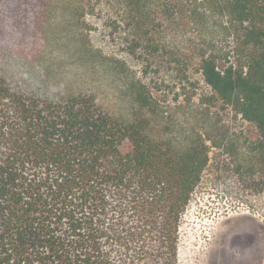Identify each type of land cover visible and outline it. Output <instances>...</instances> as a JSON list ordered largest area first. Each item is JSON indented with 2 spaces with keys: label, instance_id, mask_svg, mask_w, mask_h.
<instances>
[{
  "label": "trees",
  "instance_id": "trees-1",
  "mask_svg": "<svg viewBox=\"0 0 264 264\" xmlns=\"http://www.w3.org/2000/svg\"><path fill=\"white\" fill-rule=\"evenodd\" d=\"M201 2L229 32L232 50L224 70L202 56L201 72L257 129L254 162L244 169L259 175L262 191L264 0ZM126 44L129 55L159 51L137 38ZM133 94V108L117 116L89 92H20L0 74V264H178L181 216L208 147L198 134L169 136L144 86Z\"/></svg>",
  "mask_w": 264,
  "mask_h": 264
},
{
  "label": "rangeland",
  "instance_id": "rangeland-1",
  "mask_svg": "<svg viewBox=\"0 0 264 264\" xmlns=\"http://www.w3.org/2000/svg\"><path fill=\"white\" fill-rule=\"evenodd\" d=\"M5 0L1 5L0 74L22 92L56 97L79 91L119 116L133 93L148 92L156 120L182 140L198 134L208 162L178 229V264H263L264 188L245 173L258 139L254 124L220 100L200 60L224 70L229 32L201 0ZM147 30L148 39L140 36ZM154 44L129 55L126 41ZM183 141V140H182ZM242 163V176L236 165Z\"/></svg>",
  "mask_w": 264,
  "mask_h": 264
}]
</instances>
